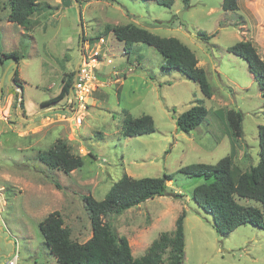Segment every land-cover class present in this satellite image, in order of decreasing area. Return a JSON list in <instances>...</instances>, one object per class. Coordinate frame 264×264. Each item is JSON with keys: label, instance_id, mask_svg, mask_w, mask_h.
<instances>
[{"label": "rangeland", "instance_id": "rangeland-1", "mask_svg": "<svg viewBox=\"0 0 264 264\" xmlns=\"http://www.w3.org/2000/svg\"><path fill=\"white\" fill-rule=\"evenodd\" d=\"M10 1L0 0V78L13 71V60L4 55L16 52L24 85L21 99L6 80L0 99L6 117L0 122V264L15 252L17 264H57L40 230L49 214L59 212L71 239L84 244L93 236L85 196L102 200L124 174L141 179L165 173L174 176L167 185L179 198L156 197L105 219L128 239L134 258L144 256L161 233H173L185 210L184 264H264V229L243 225L219 235L213 216L192 199L203 179L180 172L192 164H216L227 155H233L237 174L259 162L264 98L247 62L228 48L249 41L264 60V0H238L236 12L223 11V0H190L189 5L176 0L172 9L143 0H36L43 8L29 28L10 22ZM127 24L187 45L207 73L212 97L180 72L164 70L165 59L155 48L139 43L128 53L113 34H105L109 25ZM200 34L211 39L203 41ZM95 57V90L80 111L73 110L72 92L48 104L71 75L75 82L81 61ZM200 103L208 111L205 122L190 133L178 130L175 117ZM228 110L243 114L244 135L234 150ZM126 111L133 118L152 116L155 132L124 137ZM58 141L83 159L69 175L38 159ZM239 202L262 208L255 201Z\"/></svg>", "mask_w": 264, "mask_h": 264}, {"label": "trees", "instance_id": "trees-1", "mask_svg": "<svg viewBox=\"0 0 264 264\" xmlns=\"http://www.w3.org/2000/svg\"><path fill=\"white\" fill-rule=\"evenodd\" d=\"M155 1L157 4L172 9L176 0H143ZM189 5L190 0H184ZM43 7L36 0H11L9 14L10 22L23 28L32 26V17ZM50 9V5L44 6ZM222 9L225 12H236L239 9L238 0H223ZM105 34H113L124 44L128 52L135 44H146L155 48L163 58L166 71H178L187 79L197 83L203 95L210 99L213 95L208 76L195 53L179 39L161 37L137 25L107 26ZM203 41L210 40L206 34H200ZM228 52L245 60L249 71L259 84L264 98V60L259 56L254 45L249 41H240L228 48ZM129 53V52H128ZM5 59L20 62L22 57L16 52L8 53ZM14 81L23 86L17 70ZM74 78L71 75L57 97L48 104L58 103L71 93ZM208 111L204 105L197 104L187 111L178 114L176 124L178 130L190 133L198 129L206 120ZM230 130L233 150L235 142L243 133V114L236 110H228L225 115ZM155 132V122L150 115L133 118L127 111L122 120V133L126 138H133ZM259 162L249 170L236 173L233 169V155H227L216 164H192L181 168V173L188 178H201L203 183L194 188L192 199L204 212L214 219L213 229L219 235H226L243 225L264 229V125L259 127ZM38 159L47 167L59 170L69 175L82 167L83 159L71 153L70 147L64 141H58L54 148L40 152ZM174 176L163 174L158 178L132 179L127 174L112 185L102 200L92 196L84 197V207L91 221L93 236L84 244L71 239L69 229L64 227L61 214L57 211L49 214L40 224V230L47 247L56 258L57 264H184L185 261V218L183 210L176 221L173 233L163 232L153 241L147 253L141 258H134L126 237H119L105 219L120 216L127 210L142 203L162 196H172L174 193L167 185ZM175 197L181 195L174 194ZM178 197V198H179ZM260 203L261 209L252 205L241 204L240 200ZM168 254L166 261L164 255Z\"/></svg>", "mask_w": 264, "mask_h": 264}, {"label": "built area", "instance_id": "built-area-1", "mask_svg": "<svg viewBox=\"0 0 264 264\" xmlns=\"http://www.w3.org/2000/svg\"><path fill=\"white\" fill-rule=\"evenodd\" d=\"M97 55L98 53L95 54V56ZM92 62L88 63L87 60H82L80 67L78 68V72L73 85V90L71 91V95L73 98V110H79L81 106L87 102V98L90 96L91 92L95 90L94 88L96 86L97 79L95 77L94 70L99 66L98 57L93 58ZM1 80L2 79L0 78V87ZM4 120H6V117L2 113V111H0V122ZM15 253L16 255L10 261H7L5 264H17L19 257L17 252Z\"/></svg>", "mask_w": 264, "mask_h": 264}, {"label": "water", "instance_id": "water-1", "mask_svg": "<svg viewBox=\"0 0 264 264\" xmlns=\"http://www.w3.org/2000/svg\"><path fill=\"white\" fill-rule=\"evenodd\" d=\"M78 9H79V7H78ZM79 11H80V9H79ZM80 17H81V15H80ZM145 20H147V19H145ZM84 29H83V24H82V21H81V24H80V44L82 45L83 44V40H84V31H83ZM198 40H201V38H198V37H196ZM18 65H19V63L18 62H16V61H13V63L11 64V67H13V71H12V73H10L9 75H8V71L9 70H7V72L3 75V77H2V80H1V87H0V99L3 97V95H4V92H3V88H4V85H5V81L7 80L8 81V83L12 86V87H14L17 91H20V97H21V99H22V96H23V86H18L17 84H16V82L14 81V76H15V74H16V72H17V69H18ZM10 67V68H11ZM77 71H78V67H77V70H76V74H77ZM75 74V75H76ZM71 91H72V89H71ZM21 99H20V102H21ZM18 110L20 111V110H22V107H21V105L19 104V106H18Z\"/></svg>", "mask_w": 264, "mask_h": 264}, {"label": "crops", "instance_id": "crops-1", "mask_svg": "<svg viewBox=\"0 0 264 264\" xmlns=\"http://www.w3.org/2000/svg\"><path fill=\"white\" fill-rule=\"evenodd\" d=\"M199 65V64H198ZM248 69H249V67H248ZM250 72V71H249ZM251 75H252V77L254 78V76H253V74L251 73ZM23 81V80H22ZM24 82V81H23ZM23 85H24V83H23ZM4 96V95H3ZM3 98V97H2ZM187 211H186V222H185V229H186V225H187Z\"/></svg>", "mask_w": 264, "mask_h": 264}, {"label": "flooded vegetation", "instance_id": "flooded-vegetation-1", "mask_svg": "<svg viewBox=\"0 0 264 264\" xmlns=\"http://www.w3.org/2000/svg\"><path fill=\"white\" fill-rule=\"evenodd\" d=\"M3 98H4V96H3Z\"/></svg>", "mask_w": 264, "mask_h": 264}]
</instances>
